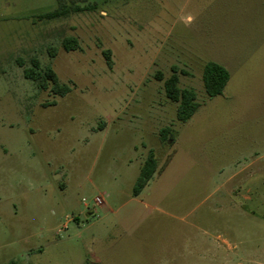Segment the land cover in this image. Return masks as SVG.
I'll return each mask as SVG.
<instances>
[{
  "label": "rangeland",
  "instance_id": "374dc122",
  "mask_svg": "<svg viewBox=\"0 0 264 264\" xmlns=\"http://www.w3.org/2000/svg\"><path fill=\"white\" fill-rule=\"evenodd\" d=\"M75 4L95 10L0 0V264H264V0ZM32 59L70 92L25 79ZM207 62L230 75L214 98ZM173 68L196 94L184 123Z\"/></svg>",
  "mask_w": 264,
  "mask_h": 264
},
{
  "label": "trees",
  "instance_id": "16d2710c",
  "mask_svg": "<svg viewBox=\"0 0 264 264\" xmlns=\"http://www.w3.org/2000/svg\"><path fill=\"white\" fill-rule=\"evenodd\" d=\"M75 1L76 0H69L68 2H65L64 0H59V5L57 8L48 12L40 13L36 16V18L40 20H51L55 18L65 17L70 13L95 10V7H81L79 4H75ZM62 48L68 52L77 50L78 45L74 38L69 37L64 39ZM102 54L105 57L107 66L110 67L111 63L109 51H102ZM30 63V68L23 69V76L25 79L34 82L41 90L48 89L53 96L64 97L67 93L70 92V88L67 85L59 83L56 74L51 68L46 67L44 69H40L39 63L36 59H32ZM229 78V72L220 64L216 62L205 63L201 73L205 95L208 98L220 96L227 82L229 81ZM163 89L166 98L169 101L177 104L175 113L176 119L182 123L189 120L198 109V104L196 103V94L191 89H180L178 87V76L174 68L170 77L163 82ZM54 105L55 102L52 101L48 106ZM156 168L157 162L155 160L153 151L150 150L140 168L139 175L133 185V197L138 196L139 193L143 190V188L155 173Z\"/></svg>",
  "mask_w": 264,
  "mask_h": 264
},
{
  "label": "crops",
  "instance_id": "0c3cea01",
  "mask_svg": "<svg viewBox=\"0 0 264 264\" xmlns=\"http://www.w3.org/2000/svg\"><path fill=\"white\" fill-rule=\"evenodd\" d=\"M164 169H165V168H164ZM164 169H163V170H164ZM163 172H164V171H162V173H163ZM156 176H158V175H157V173L155 172V173L153 174V176L151 177V179H150V180L148 181V183L146 184V186L143 188V190L148 186L149 183H151V182L154 180V178H155ZM143 190H142V191H143ZM142 191H141L140 193H142ZM140 193H139V195L136 196V197H133V196H132V199H133V200H134V199L140 200V199H139V197H140ZM146 195H147L148 197H150V196H151V193H146Z\"/></svg>",
  "mask_w": 264,
  "mask_h": 264
}]
</instances>
